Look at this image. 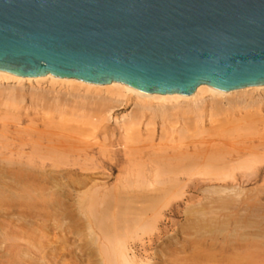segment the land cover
<instances>
[{"label": "bare ground", "instance_id": "bare-ground-1", "mask_svg": "<svg viewBox=\"0 0 264 264\" xmlns=\"http://www.w3.org/2000/svg\"><path fill=\"white\" fill-rule=\"evenodd\" d=\"M2 82H6L7 84L11 82L10 84L19 86H15V88H17L15 92V88H12L9 84L8 86L9 88L11 87V90L9 89L5 93L7 84L5 85L4 83L5 94L2 96L3 104L1 105H4L3 107L7 109L15 105H21L24 95L20 90H22V87H25L26 84L27 86H31L32 90L35 85L48 84L52 86L57 85L60 86V88L64 87L68 90V94L72 90H76L77 93V91L81 89L85 93L95 94L91 97H96L97 100L101 101L102 112L100 115L106 114L104 116L105 120L110 117V112L114 107H126L125 105L131 102L132 106H130L132 110L125 115L112 118L114 124H116L117 128L121 131L125 142L131 134H140L142 126H144L146 130L149 129V132H153L156 125L159 126L160 133L162 132L163 135L165 133L164 131L167 132L168 129H171L170 132H173L177 128L176 126L179 125L180 129L177 130V135L182 131L179 135L182 140L183 137H185L183 136L185 130H188L190 134L189 131H191V129H196V133H199L198 129H202L208 121H213L212 124H214L216 120H210V117H214V115L218 121H220V118L222 119L218 125L221 124L227 127V124L224 125L226 123V118H217V114L230 116V118L238 116L239 119H241L243 117L244 121H235L240 124L241 121L244 122L242 125L247 123V126L250 128L257 119L258 123L261 121V124L264 123V109L262 108L264 107L262 106L264 104L262 100L264 85L247 86L233 90H219L207 84H200L192 93L188 94L158 93L140 91L117 81L95 84L75 78L57 77L50 74L25 76L0 70L1 88ZM18 88L20 89L18 90ZM37 88H39V86ZM39 90L34 91L39 92ZM29 91L31 92V89ZM29 91L28 89L26 91L28 95L30 93ZM50 91L54 92L55 89L49 90V92ZM0 92L2 94V90ZM42 92H39L40 95ZM34 97L37 96L35 95ZM17 103L19 104L17 105ZM253 115H256L257 118L252 117ZM247 116L252 119L251 126L248 125L250 124L249 121V123L245 122L250 120ZM253 119L255 121H253ZM233 120L231 119L230 122ZM230 122L227 129L235 124V122ZM238 123L231 127L232 130L229 128L228 132L232 131L233 134L239 133V131H241L239 129H243V127L238 128V130L235 129V131L238 132H233L234 126ZM218 125L215 124L216 127ZM221 125L219 126L221 127ZM250 128L243 129V133L244 130H248V132L250 130V133L253 132L254 129L251 130ZM252 128L257 129L256 126ZM18 131H20V129ZM30 132L31 131H29V134H27L28 136L25 138H29L30 134H35ZM246 134L248 136L247 138L252 139L248 133ZM48 135H51V133ZM48 135L44 137V139L49 138ZM192 135L193 134L189 136L191 142L192 138L196 136L191 137ZM257 135L259 136L258 138H260V140L258 139L260 141H258V143L260 144L257 145L258 143H255L254 146L257 145L259 148L261 143H263L262 137L264 133L262 137H260L259 133ZM150 136L152 137V133ZM253 136L255 137V135ZM2 137H4L3 133ZM56 137H54L56 140L48 139L46 141L41 140V138L37 141V139L35 140L34 138L35 141H29L30 150L28 151H5L0 148V264H86L87 260L84 258L85 251L79 248L74 240L78 234V230H76V228H78V221H76L75 218L82 219L84 216L98 226V231L100 233L98 234V264H264V197H261V194L258 195V192L262 193L261 191L263 188L259 190L261 187L259 188L256 186L257 189L259 188V191L256 190L258 192L255 195L253 194V189L252 193L249 194H246L249 191L245 192L246 189H243L245 195L239 185H208L204 188L197 187V185L209 182L223 184L236 182V184H240L258 178L257 164L262 160L257 157L259 151L256 153V150L252 149L254 147H251V149H244L246 145H240L241 141L246 140L245 134L243 135L244 139L242 135L241 137L239 135V139L241 138L243 140H238V136L236 135V142H234V138H231L232 136L230 138L227 136L231 141L234 139L232 143L226 141L230 143L229 145L237 144L235 149H233L234 147L232 148L233 150L230 148V151L232 150L233 152L229 151L228 145L226 147V143H222V140L224 139L225 141L226 139L224 135L222 139H220L221 135L218 136L219 138L213 137L215 141L210 140V144L205 139H211L212 137H204L207 143H202L199 140V143H201L199 145L202 147H197L194 144L188 146L187 144L190 142L184 145V141L179 140L180 143H183L180 146L184 145V149L175 152H164L163 150L165 149L169 150L167 149L169 146L167 147L164 145L163 147L161 144L157 143L158 146L160 145L161 147L159 146V148L156 146L155 149H163V153L155 154L153 156L154 158L152 157L151 159L150 156H147L151 162H149V160L148 162L142 160L140 163L141 160L139 161L138 157V160L135 161L138 164L134 162V165L138 170L141 165V172L139 173L136 169L138 174H132L129 170L130 173H124L116 177V183L112 186H109L106 180L98 181L94 174H87L82 171L103 168L107 172L106 178H109L117 167V160L108 156L106 160L102 158L98 164L93 162L92 166L79 165V169H74L73 171L63 170L61 167L66 166L68 160L60 158V155L68 150L72 152L70 150L72 144H70L71 141L69 143L70 137L66 138L65 141L63 140L65 136H63L62 141ZM148 137L149 135L147 138ZM160 137H162V135ZM186 137L184 138L185 140L188 138ZM134 138L136 139V137ZM199 138L202 140V137ZM217 139L221 140V142H218L219 145L215 143L218 147L215 144L212 145L215 147H210ZM74 140L76 142L79 139ZM74 140L72 139V142H74ZM204 140L202 141L204 142ZM66 141L70 144L68 145L69 148H67V144H64ZM127 141L130 142V140ZM22 142L23 141L20 143L24 144ZM75 142L74 145L77 147L81 145L80 143L82 141H80V143L77 142L79 145H77V143L75 144ZM168 142L170 141L168 140ZM194 142H196V139H194ZM196 143H198V141ZM123 144L125 145V149L128 148L129 150V146L127 147L125 143ZM204 144H209L210 148ZM252 144L250 142V145ZM88 145L86 144V146ZM223 145L228 149L227 151L225 148L222 150ZM238 145L244 148L238 149ZM262 145H264V143ZM178 146L174 145V148L179 149L180 146ZM249 146L247 145L246 148H250ZM4 148L8 147L4 146ZM82 148L85 149V147ZM132 148L136 149V147ZM141 148L140 150H143ZM170 148L176 150L172 146ZM66 149L67 151H65ZM79 150H81V148H79ZM133 152H135V150H133ZM130 153L132 154L131 147L128 154ZM71 154L74 153L72 152ZM135 154H137V152ZM129 156L131 155H128V157ZM64 157H67V154ZM131 157L134 160L133 156ZM145 159L147 158L145 157ZM76 163L77 162L73 161L72 165ZM227 164L229 167L233 166V169L234 166H237V168H244L246 170L256 168V171L251 170L237 176L230 170H225L226 167V169H228ZM134 165L132 164V166ZM222 167H224V169ZM53 168H58L59 170H54ZM136 170L134 173H137ZM261 177L263 176H260V178ZM130 181L132 184H134V182H138V184L142 183L145 188L153 186L154 184H159L160 186L161 184H171L170 186L193 184L189 190L191 192H199L200 196L195 200L194 197L196 195L188 197V202L184 203L183 208H181L183 219L170 233L162 231L157 227L159 222L157 217H153L149 221L140 222V225L138 223L139 226L137 227L135 226L137 223L133 220V223L136 224L130 226L136 227L138 231H133L132 237L136 238L138 241H130L129 239L132 237L130 238V236L122 232V229L118 228V225L124 220L122 219V221H120L122 214V212L120 213L122 210L120 206L121 203L125 205V207L123 205V209L126 208L127 210V208L131 207L128 211L131 210L132 212L130 211L127 214H131L133 211L137 212V210L132 209L136 207L132 204L135 201L133 202L132 200L131 202V199L128 200L127 198V202L125 201L124 203L126 199L120 198L122 194L120 189H123V183L126 182L125 184L128 183L127 185L130 186ZM135 184L136 186L134 185V188L137 187V183ZM141 185L139 184V188ZM83 187H86V189L81 190ZM127 188L131 189V187L128 186ZM128 191H124L125 195L128 194ZM141 191L145 193V190L143 192L141 189L135 194L139 195ZM155 191L157 192L158 190L155 189ZM129 193L131 194V191H129ZM146 193H148V191H146ZM242 194L245 196H242ZM149 197H152V195H149ZM153 197L155 200L160 198L159 196ZM118 198L122 199L123 202ZM152 198L151 200H153ZM117 199L120 201V205L116 202L118 201ZM142 199L145 198H141V200ZM114 201L116 206L112 205ZM137 201L138 203L140 202L139 199ZM130 202L131 206L128 205V207H126V203L130 204ZM74 203L78 205V209L74 210L72 208ZM142 204H144L143 200L141 201V206H143ZM111 206H115V209H112V211L110 209L112 208ZM143 208L142 211H145L146 209L143 210ZM114 210L116 212H114ZM140 210L141 209H138V212ZM124 212L123 210V214ZM139 213L142 214L141 211ZM127 214H125V216H127ZM143 218L141 217V220H143ZM128 221L127 219L126 225L131 223ZM130 221H132V219ZM118 222L119 224H117ZM147 229H150L149 231H151V233L154 231V233H150L151 235L144 241L141 235ZM127 232V234H130L129 231ZM89 234H91V232H89ZM150 246L154 247V250L148 253L146 249Z\"/></svg>", "mask_w": 264, "mask_h": 264}, {"label": "water", "instance_id": "water-1", "mask_svg": "<svg viewBox=\"0 0 264 264\" xmlns=\"http://www.w3.org/2000/svg\"><path fill=\"white\" fill-rule=\"evenodd\" d=\"M0 70L158 93L264 85V0H0Z\"/></svg>", "mask_w": 264, "mask_h": 264}, {"label": "rangeland", "instance_id": "rangeland-1", "mask_svg": "<svg viewBox=\"0 0 264 264\" xmlns=\"http://www.w3.org/2000/svg\"><path fill=\"white\" fill-rule=\"evenodd\" d=\"M4 83H5V85L7 84L6 82H2V85H1L2 88L0 87L1 88L0 91L2 90V94L0 92V148L5 150V151H8V150H12V151L25 150V151H28V150H30L29 143L31 141H33L34 138H35V140L37 139V141L40 140V138H41V140L46 141L48 139H55L54 137L57 136L56 138L57 139L59 138V140L62 141L63 136H65V138H63V140L65 141L66 138L70 137L69 143L71 141L70 144H72L71 146H73V147L70 146V150L74 154H71L72 152H70L69 150L67 151V149H66L65 151H67L70 155L67 152H65L64 154L60 155V158H65L66 160H68V164L66 166H64V167H61V168H63V170H67V171H73L74 169H79V165L80 166L81 165H83V166H85V165L92 166L93 162L98 164V162L100 160H102V158H104L103 160H106V157L111 156L113 159L117 160V167L112 172V174L109 176V178L108 177L106 178L107 172L103 168L102 169L101 168L100 169L99 168H97V169H88L87 171H89V172H87V171H82V172L83 173L85 172L87 174L88 173H90V174L92 173V175L94 174V176H96L98 181L99 180L100 181H103V180L105 181L106 180L107 184L109 186H112V185H114V183H116V177H118L121 174H124V173L128 174L130 172L132 174H138V172H137L138 168L137 167L135 168V165H134V162L136 160H138V159H139V161L141 160L140 163L142 162V160H144L145 162H148V160H149V162H151L150 159L155 154L163 153V151L164 152H171V151L175 152L177 150L180 151V150L184 149L183 146L186 145L185 143H189V142L190 143L187 144L188 146L194 144L197 147H199L200 146L199 144H201V143H199L200 141L202 143H205L206 141L209 142L210 140H214L215 141V139H213V137L219 138L218 136H220V135H221L220 139L223 138L222 137L223 135H224V137H226L227 140L225 139V141H224V139H223L222 143H224V144L226 143V147L228 145V148H229V151H230V148L232 149L234 147L233 149H235V147H237V144L229 145L235 139V136L237 135L238 136V140H240L241 138L239 139V135H240V137L242 135V138H243V135L245 134V136H246L245 139L246 140L241 141V142L239 141V142H240V145L244 146V144H245L246 146H244L245 147L244 148L243 146L239 147L240 145H238V149L239 148L251 149V147H254L252 149L256 150V153L259 151V154H257V157H259L262 161L259 164H257V166H258V171H257L258 178L256 180H251V181L240 183V184H236V182H232V183L229 182L228 184H223V183H218V182H209V183H202L200 185H197V187L198 188H204V187H206L208 185L209 186H211V185L212 186L239 185V187H240V189L242 190L243 193H244L245 189H246L245 192L249 191L246 194L252 193V191L254 190L253 191L254 195L257 194V192L263 188L262 191H261L262 193L258 192V195L261 194L260 196L264 197V191H263L264 190V145H262L264 143V139H263V137H264L263 136L264 123L261 124L262 121L260 123H258L257 122L258 119L251 126V120L252 119H250V117L247 116V118H249L250 120H247L245 122H248V121L250 122V124H248V125L251 126V128H250V127L247 126V123L242 125V123H244V122H242V121H244L243 117L242 118L240 117L241 119H239L238 116L230 118V116L217 114L218 115L217 118L218 117L219 118L220 117L226 118L225 119L226 123L224 125L227 124V127H228V124L231 121V119L232 120L234 119V120L232 122H230V123H234L235 122V124L240 122V120H242L241 124L238 123L239 125L237 124L238 125V126L236 125L237 127L234 126L233 132H238V131H235V129L238 130V128L243 127V129H249V128L251 130L254 129L255 130V131L253 130L254 133L253 132L250 133V130H249V132H248V130H244V133H243V131H242L243 129L242 128L239 129L241 131H239V133H237V134H235V133L233 134L232 131L228 132L229 128L233 127V125H235V124H233L232 126L229 125L230 127L228 129H227L226 126H223V125L219 124V125H221V127H220L218 125V123H220L222 121V119L220 118L219 119L220 121H218V119H216L215 118L216 116L214 115V117L213 116L210 117L211 118L210 120L214 119V121L216 120V122L214 124H212L213 121L212 122L208 121L206 123V125L202 128L203 130L202 129H200V130L198 129L199 133H196L197 132L196 129H191V131H189L190 134L188 133V130H185V132L183 130V132H184L183 136H185V137L187 136L188 137V138L186 137L187 140L184 139L185 137H183V139L181 140V137L179 135H180V133L182 131H180V133L178 132L179 134L177 135V130L180 129L179 125L176 126L177 128L173 132H170L171 129H168L167 132L164 131L165 132L164 135L162 134V132L160 133V128H159V126L156 125L153 132H149L150 131L149 129H147L148 130L147 131L146 128L144 126H142L140 134H136V135H135V133H134V135L131 134L130 135L131 137L129 136L128 139H127V140H130V142L127 141V140L125 142V139L122 137L121 131L117 128L116 124H114V121L112 120V118L120 117L122 115L127 114V112H129L130 110H132L131 102H128L125 105L126 107H124V106L114 107L112 109V111L110 112V117L108 119H106L107 120L106 121L105 118H104V116L106 114H104V115L102 114V116L100 115V113L102 112V109H101L102 108L101 107L102 103H101V101L97 100V98L95 96H94L95 98H92L93 97L92 95H95V94L85 93L81 89L80 91H77V93H76V90H72V91L69 92V94L70 93L71 94L74 93V94L73 95H71V94L69 95L68 94V90H66V88H64V87L60 88V86H57V85L56 86L55 85L52 86V85H48V84H41V85H37V86L35 85L36 88L38 86H39V88L41 87L40 90H39V88L36 89L35 87L32 90L31 86H29V85L27 86V84H26L25 87H28V88L22 87V90H20L22 92V94L24 95V99H23L21 105L19 103H17V105L19 104V106H16V105L13 106L15 108V110H14L13 107H12L13 109L12 108L7 109V108L3 107L4 105H1V104H3V102H2L3 97L2 96L9 89L11 90V87L9 88V86H8L11 82L6 85L5 93H4V86H3ZM10 86H12V88H15V86L19 87L18 85H13V84H10ZM29 87L31 89V92L29 91L30 90ZM19 89L20 88H18V90ZM27 89L30 92L29 95H28V92H26ZM54 89H55V91L57 90L56 91L57 93L55 91L54 92L53 91L49 92V90H54ZM15 90L17 91V88H15L14 91ZM34 90H37V91L39 90V92H42V90H43V92L40 95L39 92L34 91ZM69 90H71V89H69ZM36 93H38V94H36ZM75 94H77L78 96L75 95ZM35 95L37 97H34ZM38 95H39V97H38ZM89 95H90V97H89ZM262 100L264 101V95L262 96ZM262 106H264V104ZM262 108L264 109V107H262ZM244 117H246V116H244ZM252 117H256L257 118L256 115H253ZM263 117H264V115H263ZM224 118H223V120H224ZM235 120L238 121V122H236ZM227 121H229V122H227ZM253 121H255V120L253 119ZM215 124H217L218 126L216 127ZM244 126L247 127V128H245ZM254 126H256L257 129L252 128ZM17 128H18V130L20 129V131H18ZM214 128H216L217 130L214 129ZM231 130H232V128H231ZM29 131H31L30 133H35V134H30L29 138H25V137L28 136L27 134H29ZM18 132H22V133H18ZM186 132H187V134H186ZM217 132H219V133H217ZM225 132H227V133H225ZM2 133H3L4 137H2ZM46 133H48V134L51 133V135H48ZM151 133H152V137L150 136ZM231 133H232V135H231ZM246 133H248L249 136L252 137V139L251 138L250 139L247 138L248 136H247ZM258 133H259L260 137L263 136L262 137L263 143H261V146H259V148L257 146V145L260 144V143H258V141L260 140V138H258L259 136L257 135ZM191 134H193L191 137H193L195 135L197 136V137L195 136L194 138H192V142H191V138L189 139V136ZM47 135H48L49 138L44 139V137H47ZM148 135H149V137L147 138ZM161 135H162V137H160ZM203 135H205V136H203ZM253 135H255L257 140H256V138ZM227 136H229L228 138L231 137V138H234V139L231 141V139H228ZM132 137L133 138L136 137V139L135 138L133 139ZM137 137H138V139H137ZM199 137H202V140H204V137L205 138L206 137L207 138L208 137H212V138L211 139H209V138L205 139L206 141L204 140V142H203ZM161 138H162V140H161ZM72 139L73 140L74 139H76V140L79 139L76 142L74 140V142L76 144L77 142L80 143V141H82L80 143L81 145H79L77 143V145H79V146L76 145L77 147H75L74 142H72ZM194 139H196V142L198 141V143L194 142ZM220 139L219 140L217 139L216 142L212 141L213 143L210 145V147L213 144L218 143L219 141L221 142ZM243 139H241V140H243ZM4 140L5 141L8 140V141L5 142ZM168 140L170 142H168ZM179 140L184 141V145L183 146H180L183 143L182 142L180 143ZM228 140H230V141H228ZM236 140L237 139H235L234 142H236ZM21 141H23L22 143H24V144H21L20 143ZM67 141H68V139H67ZM148 141H150L151 143L148 142ZM163 141H165V142H163ZM186 141H188V142H186ZM226 141L230 142V143H227ZM66 142H64V144H67V146L70 145V144H68V142L67 143ZM250 142H251V144L254 143V144H252L253 146L250 145ZM82 143L83 144L85 143L84 146H83ZM88 143H89V145H88ZM100 143H101V145H100ZM123 143H125L127 147L129 146V150H130V147H131L132 154L131 153L128 154L129 150H128V148L125 149V145ZM157 143L161 144L163 147H164V145H166L167 147L169 146L168 148L165 146L169 150H166L165 148L164 149L166 151L163 150V149H159V150L155 149L156 146L157 147L160 146V145L158 146ZM168 143H170L173 148H174V145H177V146L179 145L180 148L179 149L174 148L176 150H172L170 148L171 147L170 144H168ZM210 143L211 142H209V144ZM237 143H238V141H237ZM255 143L256 144L258 143V144L256 146H254ZM86 144L88 146H86ZM155 144H157V145H155ZM209 144H204V145L209 147ZM146 145H148V146H146ZM215 145L218 147L219 143H218V145L217 144H215ZM247 145L248 146L250 145L249 146L250 148H246ZM4 146L8 147V148H4ZM80 146L85 147V149L80 147ZM224 146L225 145L222 146L223 147L222 150H224V148H225ZM132 147H136V149H134ZM141 147H145V148H141ZM200 147H202V146H200ZM212 147H215V146H212ZM67 148H69V146ZM74 148H76V149H74ZM79 148H81L82 152H81V150H79ZM140 148L143 149V150H140ZM220 148H221V146H220ZM132 149L135 150V152H133ZM225 149H226V151L228 150L227 148H225ZM136 152H137V154H135ZM260 152H263V153H260ZM66 154H67V157H64ZM128 155L133 156L134 160L132 159L131 156L128 157ZM126 156H127V158H126ZM147 156L148 157L150 156V159H148ZM145 157L147 159H145ZM122 158H124V159H122ZM73 161H75L77 163L75 165H72ZM132 164L134 166H132ZM135 164H138V163L135 162ZM136 166H138V165H136ZM223 166H226V165H223ZM222 168L224 169V167H222ZM226 168H225V170H230L231 172H233L237 176L240 175V174H243L245 172H249L251 170L256 171V168L246 170L244 168H242V169L241 168H237V166H234V169H233V166L229 167V165H228V169H226ZM53 169L54 170H59L58 168H53ZM129 170H130V172H129ZM135 170H136L137 173H134ZM138 171H139V173L141 172V165L139 166V170ZM97 175L99 177L101 176V177H104V178L100 177V179H99V177ZM260 176H263V177L260 178ZM125 183L126 182L123 183V189H120V191H122V194H121L120 198L126 199V200H124V203H125V201L127 202V198H128V200L131 199L130 200L131 202H132V200H133V202L135 201L136 203L134 202L132 204H134L136 207L135 208L133 207L132 209L137 210V212L133 211V213L127 214L128 212L131 211V210L128 211V209H131V207L127 208V210H126V208L123 209V205L124 204L121 203V205H120V203H119L120 201L121 202H123V201H122V199L118 198L120 201L117 199L118 201H116V202L119 203V205L122 208V210L120 211V213L122 212L120 221H122V219H124L123 220L124 222L122 221L120 223L121 224L120 225L119 224L120 221H119L117 224H119L118 228L122 229V232L125 233L126 235L130 236V238L132 237L133 231H135V230L138 231V229L136 227L140 225V222L142 223V222H145V221H149L153 217H157V220H159V222L157 224V227L159 229H161L162 231H167V233L172 232L183 219L181 208H183L184 203L188 202V200H187L188 197L192 196V195H194V196L196 195L194 197V200H195V199H197L200 196L199 192H191L189 190L192 187L193 184H185L183 186H175V185L170 186L171 184L170 185L161 184V186H160L159 184L158 185L154 184L153 186H149V187L145 188L142 183H139L140 185L142 184L140 186V188H139L138 182H134V184H132V182L130 181V184H131L130 186L127 185L128 183L127 184H125ZM135 183H137V187H136L137 189L134 188V185L136 186ZM162 185H164V186H162ZM127 186L131 187V189L130 188L128 189ZM256 186L259 187V188L261 187V188L260 189L258 188L259 189L258 190L256 188ZM84 189H86V187H83L81 190H84ZM141 189L143 190V192L145 190V193H142V191H141L142 194L140 193L139 194L140 196L138 194H135V193L139 192V190H141ZM147 189H149L150 191L147 190ZM155 189L158 190L159 192L158 191L156 192ZM249 189H251V190H249ZM128 190L131 191V194L129 193ZM256 190H258V191H256ZM124 191L125 192L128 191V194L125 195ZM146 191H148V193H146ZM193 193H195V194H193ZM244 194H242V196L246 195V194L245 195ZM253 194H251V195H253ZM137 195L140 198H138ZM149 195L150 196L152 195V197L153 196H155V197L159 196L160 198H158V199H160V200L157 199L158 200L157 201V200H155L154 197L153 198L149 197ZM162 195H163V197H162ZM130 196H131V198H130ZM134 196H135V198H134ZM141 198H145V199H142L143 202H144V204H142L143 206H141V201H142ZM146 198H149V199H146ZM151 198L153 200H151ZM136 199L137 200L139 199L140 202L138 203V201ZM131 202H130V204H128L129 202L126 203L127 204L126 207H128V205L131 206ZM115 204L116 203L114 201V203L112 205H115ZM137 205H138V208H137ZM144 205H145V207H144ZM115 206H111L112 207V208H110L111 211H112V209H115L114 208ZM117 207L119 209H121L119 206H117ZM124 207H125V205H124ZM72 208L74 210L78 209V205L74 203ZM142 208H143V210H145V209L146 210L142 211ZM119 209H118V211H119ZM138 209H141L140 211L144 215L139 213L140 211L138 212ZM123 210L125 211L124 214H123ZM154 211H155V213H154ZM114 212H116V211L114 210ZM135 212L137 214V218H136ZM125 214H127L128 217L125 216ZM133 214H135V215H133ZM129 216L132 217V218H130ZM141 217L142 218L144 217L145 219L143 218V220H141ZM147 218H149V219H147ZM125 219H126V221H125ZM127 219L129 220L128 222H131L130 224L128 223V225H126L127 224ZM131 219H132V221H130ZM178 219H180V220H178ZM75 220L78 221V228H76V230H78V232H77L78 234L76 235V238L74 239L75 243L79 246V248H82L85 251L84 252V258L87 260L86 264H98V234H100L99 231H98V226H96L90 219L86 218V216L82 217V219H76L75 218ZM133 220H134V222L137 223V225H135L136 227H132L133 224H136V223H133ZM160 221H161V223H160ZM138 223H139V225H138ZM130 225H132V226H130ZM120 227H122V228H120ZM125 227H127V228H125ZM149 230L150 229L145 230L144 233L141 235L142 236L141 238L144 241H146L148 239L149 235L154 233V231L151 233V231H149ZM127 231H129L131 235L127 234L128 233ZM89 232H91V234H89ZM129 240L130 241L131 240L138 241L136 238H133V237L131 239H129ZM153 250H154V247H152V246H150L149 248L146 249V251L148 253H151Z\"/></svg>", "mask_w": 264, "mask_h": 264}]
</instances>
